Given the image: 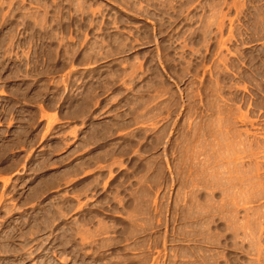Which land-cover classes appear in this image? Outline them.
<instances>
[{
	"label": "rangeland",
	"instance_id": "374dc122",
	"mask_svg": "<svg viewBox=\"0 0 264 264\" xmlns=\"http://www.w3.org/2000/svg\"><path fill=\"white\" fill-rule=\"evenodd\" d=\"M0 264H264V0H0Z\"/></svg>",
	"mask_w": 264,
	"mask_h": 264
}]
</instances>
